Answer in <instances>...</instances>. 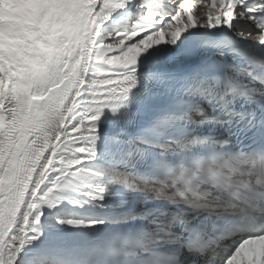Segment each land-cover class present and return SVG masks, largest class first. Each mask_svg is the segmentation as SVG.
<instances>
[{
  "label": "snow or ice",
  "instance_id": "snow-or-ice-1",
  "mask_svg": "<svg viewBox=\"0 0 264 264\" xmlns=\"http://www.w3.org/2000/svg\"><path fill=\"white\" fill-rule=\"evenodd\" d=\"M0 264H264V0H0Z\"/></svg>",
  "mask_w": 264,
  "mask_h": 264
},
{
  "label": "bare ground",
  "instance_id": "bare-ground-1",
  "mask_svg": "<svg viewBox=\"0 0 264 264\" xmlns=\"http://www.w3.org/2000/svg\"><path fill=\"white\" fill-rule=\"evenodd\" d=\"M193 3H195V0H190V5L193 4ZM199 7H200V11H205L206 10L203 4H201Z\"/></svg>",
  "mask_w": 264,
  "mask_h": 264
}]
</instances>
